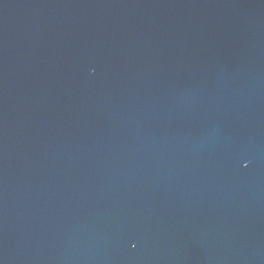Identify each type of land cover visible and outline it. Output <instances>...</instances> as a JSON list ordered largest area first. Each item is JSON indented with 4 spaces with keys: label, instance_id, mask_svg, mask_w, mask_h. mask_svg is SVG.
<instances>
[{
    "label": "water",
    "instance_id": "water-1",
    "mask_svg": "<svg viewBox=\"0 0 264 264\" xmlns=\"http://www.w3.org/2000/svg\"><path fill=\"white\" fill-rule=\"evenodd\" d=\"M0 264H264V0H0Z\"/></svg>",
    "mask_w": 264,
    "mask_h": 264
}]
</instances>
